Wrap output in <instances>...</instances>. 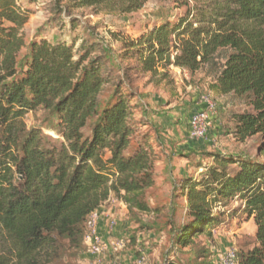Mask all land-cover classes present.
I'll return each instance as SVG.
<instances>
[{
	"label": "trees",
	"instance_id": "1",
	"mask_svg": "<svg viewBox=\"0 0 264 264\" xmlns=\"http://www.w3.org/2000/svg\"><path fill=\"white\" fill-rule=\"evenodd\" d=\"M146 2L73 0L69 7L131 13ZM212 2L175 20L164 17L128 46L146 72L209 65L216 72L211 88L245 96L251 107L234 114L232 132L240 141L260 135L264 154V0ZM31 14L18 0H0V264H61L65 242L83 250L88 215L113 194L131 209L156 210L140 199L155 184L154 159L146 141L131 145L129 93L119 88L101 107L105 61L91 58L90 48L77 49L76 39L27 44L23 28ZM39 107L56 113L58 144L28 128L26 115ZM210 156L200 177L183 178L188 210L178 240L191 244L218 226L216 207L235 197L256 224V245L241 252L240 264H264V161L244 153Z\"/></svg>",
	"mask_w": 264,
	"mask_h": 264
},
{
	"label": "rangeland",
	"instance_id": "2",
	"mask_svg": "<svg viewBox=\"0 0 264 264\" xmlns=\"http://www.w3.org/2000/svg\"><path fill=\"white\" fill-rule=\"evenodd\" d=\"M72 1L18 0L32 13L23 28L25 41L28 44L42 37L76 39L77 49L83 45L91 49V58L105 61L103 73L108 82L101 89L100 105L103 107L119 88L129 93L134 127L131 145L146 141L154 159L155 184L140 199L156 210L131 209L124 199L113 194L114 201L108 205L114 209L117 225L112 229L108 221L107 238L124 239L125 247L98 258L69 248L65 242L60 263L138 264L137 259L143 256L146 260L142 264H220L230 248L236 251L239 261L241 252L256 245V224L235 197L216 207L221 212V223L191 244H182L177 232L188 210L183 178L200 177L205 165L213 163L210 153H244L264 161V154L259 151L260 135L240 141L232 132L234 114L251 110L247 98L214 91L211 84L216 72L209 65L195 72L174 64L159 67L154 73L143 71L137 52L128 46L149 27L162 23L164 17L175 20L189 9L212 5V0H147L141 9L131 13L107 5L72 8ZM25 52L26 49L22 55ZM226 52H220L218 64H223ZM204 98L211 99L215 109L208 136L197 141L189 138L188 123ZM25 119L28 128L41 129L48 142L58 144L62 140L52 109L39 107ZM92 126L90 122L86 134L91 133Z\"/></svg>",
	"mask_w": 264,
	"mask_h": 264
},
{
	"label": "built area",
	"instance_id": "3",
	"mask_svg": "<svg viewBox=\"0 0 264 264\" xmlns=\"http://www.w3.org/2000/svg\"><path fill=\"white\" fill-rule=\"evenodd\" d=\"M205 109L198 111L189 119V138L193 140H203L208 136L211 128V117L214 114L215 104L209 98H204ZM110 227L113 229L117 225V219L112 214H108ZM100 213L97 210L91 212L85 221L84 242L89 247L91 253L98 258L107 251H120L126 243L121 238L104 239L99 233ZM145 257L137 259L138 264L144 263ZM220 264H239L238 254L232 248L228 249L221 257Z\"/></svg>",
	"mask_w": 264,
	"mask_h": 264
},
{
	"label": "crops",
	"instance_id": "4",
	"mask_svg": "<svg viewBox=\"0 0 264 264\" xmlns=\"http://www.w3.org/2000/svg\"><path fill=\"white\" fill-rule=\"evenodd\" d=\"M205 109V104L202 102L201 107L199 109H197V111H195L194 113L201 111ZM193 113V114H194ZM189 124V123H188ZM189 126V125H188ZM188 134H189V129H188ZM110 201H114L113 197L111 196L107 201H105L100 208L98 209L99 213H100V223H99V233L100 235H102V237L104 239H109L107 238V223H108V214H112L114 216V209L112 208V206L110 207L108 205V202ZM83 246L84 249L83 251L86 252V254L88 255H92L94 257H97L96 255H94L93 253H91V251L89 250L88 245L86 244V242H83ZM110 253H113L112 251H110Z\"/></svg>",
	"mask_w": 264,
	"mask_h": 264
}]
</instances>
